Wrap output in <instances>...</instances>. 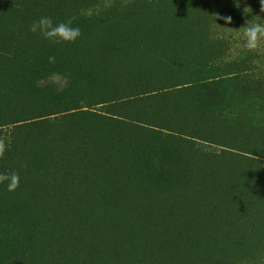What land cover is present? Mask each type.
<instances>
[{"label": "rangeland", "instance_id": "374dc122", "mask_svg": "<svg viewBox=\"0 0 264 264\" xmlns=\"http://www.w3.org/2000/svg\"><path fill=\"white\" fill-rule=\"evenodd\" d=\"M182 1L0 0V95L8 101L0 106V122H9L0 126V174L20 177L14 191L7 190L8 181L0 183V240H10L0 264H35L47 224L31 195L50 166L36 171L34 162L69 145L83 163L94 162L99 148L116 151L140 197L170 193L206 168L227 175L233 167L262 184L264 197V42L249 51L243 36L247 20L264 23L260 0H240V7L235 0H191L183 18L198 30L194 44L173 53L163 49L164 40L160 51L141 49L149 70L126 77L107 78L102 68L101 46L115 47L116 54L135 47L111 35L127 14L144 10L161 20ZM43 16L55 23L71 20L81 36L51 43L30 31ZM59 62L68 72L55 70ZM196 70L222 81L210 91L178 92L176 85ZM170 125L193 137L157 127ZM258 209L256 204L252 217L240 213L232 228L242 249L233 264H264V207Z\"/></svg>", "mask_w": 264, "mask_h": 264}, {"label": "trees", "instance_id": "16d2710c", "mask_svg": "<svg viewBox=\"0 0 264 264\" xmlns=\"http://www.w3.org/2000/svg\"><path fill=\"white\" fill-rule=\"evenodd\" d=\"M190 2L170 6L162 21L144 10L127 14L111 35L122 36L135 47L119 48L116 54L115 47L101 46L98 53L101 62L105 60L106 77L149 70L141 49L155 52L163 40V49L170 53L194 44L198 30L190 29L183 18ZM140 43L144 46L137 48ZM54 67L68 72L63 63ZM196 71L176 85L181 86L178 92L210 91L222 81L204 70ZM4 82L0 76V84ZM205 96L203 102H208L209 95ZM6 104L0 95V106ZM157 127L170 135L193 137L175 126ZM72 149L69 145L53 158L40 152L34 162L36 171L50 166L35 181L31 195L47 224L35 264H233L242 251L238 230L232 229L239 214L246 211L252 217L256 204L258 210L264 207V197L259 196L263 185L235 167L227 175L206 168L199 178L170 193L140 197L133 191L124 158L116 151L99 148L94 162L83 163L82 157L70 153ZM8 241L7 237L4 245ZM4 245L0 240V252Z\"/></svg>", "mask_w": 264, "mask_h": 264}, {"label": "clouds", "instance_id": "9594fccd", "mask_svg": "<svg viewBox=\"0 0 264 264\" xmlns=\"http://www.w3.org/2000/svg\"><path fill=\"white\" fill-rule=\"evenodd\" d=\"M236 6L240 7V0H235ZM262 11H264V0H260ZM246 10V9H245ZM227 23H231L232 17H224ZM244 46L249 51L260 48L264 42V23H249L243 26ZM30 31L42 35L51 43H73L81 36L79 27H74L71 20L55 23L51 17L43 16L32 23ZM2 154V150H0ZM8 181L7 190L14 191L19 186L20 177L16 173L10 175L0 174V183Z\"/></svg>", "mask_w": 264, "mask_h": 264}]
</instances>
